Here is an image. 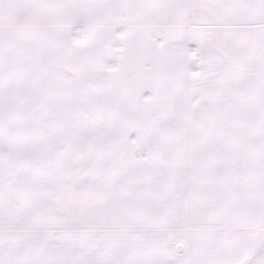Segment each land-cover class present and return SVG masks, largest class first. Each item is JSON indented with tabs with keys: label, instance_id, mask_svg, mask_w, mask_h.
<instances>
[{
	"label": "snow or ice",
	"instance_id": "obj_1",
	"mask_svg": "<svg viewBox=\"0 0 264 264\" xmlns=\"http://www.w3.org/2000/svg\"><path fill=\"white\" fill-rule=\"evenodd\" d=\"M0 264H264V0H0Z\"/></svg>",
	"mask_w": 264,
	"mask_h": 264
}]
</instances>
